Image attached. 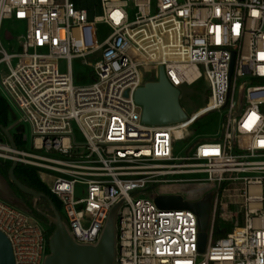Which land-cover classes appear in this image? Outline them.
<instances>
[{"label": "built area", "instance_id": "1", "mask_svg": "<svg viewBox=\"0 0 264 264\" xmlns=\"http://www.w3.org/2000/svg\"><path fill=\"white\" fill-rule=\"evenodd\" d=\"M101 1L103 15L91 20L72 0H0V30L4 19L26 23L20 50L0 51L1 85L32 131L31 151L26 136L18 144L13 135L14 149L0 132V159L52 180L44 182L79 244L97 243L123 201L115 264H264V0ZM100 23L112 29L103 42ZM97 53L95 82L76 86L72 59ZM160 67L178 89L205 77L208 105L180 123H144L135 94ZM215 111L224 112L220 137L175 155V142ZM170 195H212L204 253L197 214L156 204ZM216 227L226 235L215 240ZM0 231L15 264H44L46 229L2 198Z\"/></svg>", "mask_w": 264, "mask_h": 264}, {"label": "water", "instance_id": "2", "mask_svg": "<svg viewBox=\"0 0 264 264\" xmlns=\"http://www.w3.org/2000/svg\"><path fill=\"white\" fill-rule=\"evenodd\" d=\"M181 92L167 79L164 67L159 69L157 81L147 82L135 94V100L143 108V122L150 125H170L188 119V114L180 102ZM0 130L7 137L14 149L17 148L11 130L0 124ZM18 163L12 162L9 178L18 189L34 198L32 205L38 210V202L44 197L33 189L21 183L15 175ZM6 201V200H5ZM123 201L118 202L111 210L100 239L95 244H79L67 222L58 210L52 206L54 215L42 213L55 226L49 238V254L44 264H115L117 239L116 216ZM155 202L161 209H191L198 217V251H206L209 239L212 195L192 203L187 202L179 195L157 196ZM18 203V202H17ZM19 208L29 213L23 202ZM39 211V210H38ZM0 264H15L12 246L8 238L0 231Z\"/></svg>", "mask_w": 264, "mask_h": 264}, {"label": "rangeland", "instance_id": "3", "mask_svg": "<svg viewBox=\"0 0 264 264\" xmlns=\"http://www.w3.org/2000/svg\"><path fill=\"white\" fill-rule=\"evenodd\" d=\"M72 1L74 2L77 9L87 10L88 16L91 20H93L95 17L103 15V6L101 0ZM97 30L100 42H103L112 31L110 26L104 23L98 24ZM25 34L26 23L24 21H18L15 19H4L0 30V51H6L9 54L19 51L20 47L22 46ZM100 60V54L98 53L88 56L86 58L72 59L71 67L74 84L78 87H81L94 83V68L97 63L100 62ZM17 62V59L13 60L14 64H16ZM59 66L62 73L65 74L68 72L67 60H61L59 62ZM5 72V67L0 66V96L6 100L7 104V128H9L11 130V133L13 135H16L17 137L19 135L26 136L28 141L25 145H23V148L27 151H31V127L27 122L21 121L22 116L20 111L1 85V80ZM147 76L149 79L155 78L153 73L151 72H147ZM179 90L181 92V105L189 116L196 114L208 105L211 92L209 90L208 81L205 77L199 79L193 84L183 83L179 86ZM223 118L224 112L222 111H215L202 116L197 122H195L192 126L188 128V132L186 133V137L184 139L175 142V155H186L187 150L193 148V146L200 140L217 139L218 137H220L223 127ZM74 132L78 140L82 141V135L77 127L74 128ZM41 153L46 154L44 152ZM51 155L54 157H58L55 154ZM0 160L11 162L6 159ZM188 177L198 178V176ZM44 181L50 184L52 180H49L48 177L45 176ZM85 189L86 187L81 184L76 185V199H82L84 197ZM0 198L6 200L7 202L17 207L20 206L18 203L22 202L16 195L15 190L11 187L8 180L1 174ZM62 213L64 214L63 209ZM40 223L46 230L49 228V225L42 222ZM231 229V227L227 228V231H231ZM218 238V236L214 237L215 240Z\"/></svg>", "mask_w": 264, "mask_h": 264}, {"label": "trees", "instance_id": "4", "mask_svg": "<svg viewBox=\"0 0 264 264\" xmlns=\"http://www.w3.org/2000/svg\"><path fill=\"white\" fill-rule=\"evenodd\" d=\"M0 124L7 127V104H6V100L1 96H0ZM0 132L2 136H5L1 130ZM16 137L17 136L15 135V138ZM17 138L16 141L18 144H20L21 141L18 140ZM11 166H12L11 162L0 160V174L3 175L8 180L11 187L15 190V193L18 196V198L27 206V208L29 209V214L33 215L40 222L49 225V228L45 232L47 241L49 242V238L52 232L54 231L55 226L51 224L48 221V219H46L43 216L42 213L54 215V210L52 208V206H54L56 210L60 212L63 220L67 222L65 215L62 213L61 202L54 194H52L48 186L41 179L39 173L35 169L18 165L17 168L15 169L16 178L30 189H33L34 191L44 195V197H42L38 202L39 211L35 210L34 206L32 205L34 198L30 195L21 192L18 189V187L11 182L9 178V171L11 169ZM225 235H226V230L221 231L219 230L218 227H216L215 236H218L220 238V237H224Z\"/></svg>", "mask_w": 264, "mask_h": 264}]
</instances>
